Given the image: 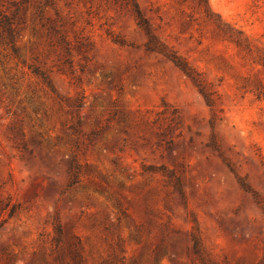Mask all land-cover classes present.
Here are the masks:
<instances>
[{"label":"rangeland","instance_id":"374dc122","mask_svg":"<svg viewBox=\"0 0 264 264\" xmlns=\"http://www.w3.org/2000/svg\"><path fill=\"white\" fill-rule=\"evenodd\" d=\"M136 2L212 107L121 1L0 0V264H264V0Z\"/></svg>","mask_w":264,"mask_h":264},{"label":"trees","instance_id":"16d2710c","mask_svg":"<svg viewBox=\"0 0 264 264\" xmlns=\"http://www.w3.org/2000/svg\"><path fill=\"white\" fill-rule=\"evenodd\" d=\"M119 1H121V5H125L127 8H130V10L132 11L135 17L138 27L145 33L147 37V42L144 45L145 51L150 53H158L164 56L165 58H167L170 62H172L198 89L200 94L205 99L207 105L209 107H212L214 105V100L212 99V93L208 90L207 86L201 79L200 74L197 73L195 69H193L191 65L183 57L169 50V48L165 44L159 41L157 36H155L153 32L149 29L148 23L146 19L142 16L136 0H115L116 3H118ZM196 3L197 6L205 14L206 18L210 20L213 24H215V26L220 30V32H222L225 36L233 39L235 42L238 43V40L236 39L235 36V33H237L235 32V29L231 25L226 23L222 19L221 15L214 12V10L210 5L209 0H196ZM9 23H10L9 19L4 20L5 25H9ZM114 41L121 46L126 45V43L122 39L118 38ZM37 74H39L44 80V82L47 83V85L52 88L51 82L49 81V78L45 74L43 73L40 74L38 72ZM232 172L235 173L233 170ZM238 180H239V184L244 190L250 191L249 187L243 182L241 178H238Z\"/></svg>","mask_w":264,"mask_h":264}]
</instances>
